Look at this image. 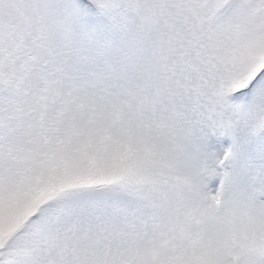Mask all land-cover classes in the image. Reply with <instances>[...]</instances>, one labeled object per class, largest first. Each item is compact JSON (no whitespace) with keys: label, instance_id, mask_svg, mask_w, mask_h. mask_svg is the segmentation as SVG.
<instances>
[{"label":"snow or ice","instance_id":"1","mask_svg":"<svg viewBox=\"0 0 264 264\" xmlns=\"http://www.w3.org/2000/svg\"><path fill=\"white\" fill-rule=\"evenodd\" d=\"M0 264H264V0H0Z\"/></svg>","mask_w":264,"mask_h":264}]
</instances>
